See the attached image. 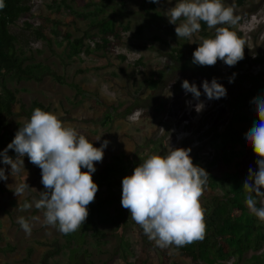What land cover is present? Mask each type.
<instances>
[{"label": "rangeland", "instance_id": "1", "mask_svg": "<svg viewBox=\"0 0 264 264\" xmlns=\"http://www.w3.org/2000/svg\"><path fill=\"white\" fill-rule=\"evenodd\" d=\"M127 2V8L133 12L121 16L115 14V10L108 6L101 12V8L95 4L82 6L71 0H65V3L72 9L64 7L62 13H57L58 5L62 4L61 0H30L33 15L29 20L38 23L40 16L51 13L53 19L59 18L62 28L74 36H89L95 33L96 27L90 25L93 17L107 16L114 18L117 24H130V29L124 33L125 44L117 49L119 54H124L127 58L122 61L114 55L97 50L90 55L71 57L66 38L51 34L52 40L48 42L28 37V32L23 30L24 21L21 19L18 25L12 26V30L23 33L29 40L26 49L29 62L52 66L64 76L66 82L60 83L51 76H46L38 82L27 78L19 80L13 74L9 75V86L19 90V116L11 121V129L17 132L30 119L27 112L36 100L50 105L49 112L55 113L67 126L76 130L79 127L96 129L103 142L109 141L107 146L115 154L127 153L129 158L139 162L152 155H167L172 148H191L193 163L206 169L219 157L225 133L229 134L230 129H235L239 131L238 136H242L250 130L254 122L259 121L252 104L253 95H250L243 105L235 106V103L244 92H257L258 86L264 85V80L259 77L264 75V61L257 58L264 44V0H248L240 7L236 5V0H223L224 5L231 8L237 18L236 23L230 26L237 30L238 38L244 41V58L234 66H228L223 61H217L214 66H204L209 69L210 74H215L218 82L227 89V95L219 99H208L204 93L203 81L212 80L206 73L198 71L192 74L202 93L199 100L182 88L185 75L180 73V67H177L178 64L169 53L172 52V47L179 46L186 57L191 55L194 53V45L201 40V32L193 36V42H189L177 37V25L174 24L171 30L176 37L169 36L166 30L172 23L169 22L167 11L175 6L177 0H159V3H153L152 0ZM152 4H155L154 8ZM70 18H74V21L67 22ZM144 43L152 47L138 46ZM138 60H143V64H138ZM159 68L164 69V77L154 89L146 81L151 78L153 71ZM108 75H113L114 80L106 78ZM71 84L80 85L86 92L79 93ZM164 94L168 96L167 107L164 116L157 119L141 117L140 110L123 117L121 111L117 115L114 114L115 119L108 126H103L101 122L105 116L92 106L95 99L102 97L110 102H122L123 105L132 104L135 98H143L139 105L151 107L159 98L162 99ZM176 98L184 102L181 111L176 107ZM227 98L231 101L230 105L225 101ZM189 101L191 103H188ZM199 102L204 103V108L197 112L195 105ZM243 117L245 119H242ZM28 165L38 169L29 158ZM136 167L135 164L133 170ZM33 197L39 198L34 194L18 197L10 203L9 213L0 214V264H75L76 259L71 261L70 258L71 249L75 245L82 251L77 259L82 263L92 261L94 264H123V254L128 255L131 250L129 256L133 255L136 245L133 227L125 225L118 228L112 222L100 225L108 232L101 242L97 241L90 230L78 244L73 240L69 247L65 234L58 231L57 227L42 226L38 223L30 235L26 234L17 223L19 216L39 215L41 220L43 219V213L35 208L26 212L20 210V205L25 199L31 200ZM254 198L257 199V207H260L264 197ZM201 204L204 212L211 207L209 200L201 199ZM121 206L115 204L107 210L110 215H115ZM261 223L256 220V225ZM59 248H62L60 252ZM252 255L264 259V244L259 250L250 246L242 256L239 253L232 254L218 262L255 264L250 261Z\"/></svg>", "mask_w": 264, "mask_h": 264}, {"label": "trees", "instance_id": "2", "mask_svg": "<svg viewBox=\"0 0 264 264\" xmlns=\"http://www.w3.org/2000/svg\"><path fill=\"white\" fill-rule=\"evenodd\" d=\"M61 1L63 5H58L57 13H62L64 7L72 9L68 3H65V0ZM71 1L82 6L95 4L101 8V12H104V8L108 6L115 10V14L121 16L133 12L132 9L127 8L128 0H119V2L115 0ZM247 1L236 0V5L243 6ZM3 2L5 7L0 9V153L14 139L16 132L11 129V121L19 116L17 111L19 90L16 87L9 86L8 76L13 74L19 80L27 78L38 82L46 76H51L60 83L66 82L64 76L52 66L44 65L41 62H29V56L26 55L29 40L25 38L23 33L14 32L12 30L13 25H18L19 21L23 19V30L28 32V37H35L43 41L50 42L52 40L51 34L66 38L69 43L71 57L81 54L90 55L97 50L114 55L122 61H125L127 57L124 54H119L117 49L125 44L124 33L130 29V24H117L116 20L111 17H93L90 25L96 27L97 31L89 36H74V34L62 28V22L59 18L53 19L51 13L40 16L38 23L29 20L33 15L30 0H3ZM64 3L66 6H64ZM118 4L119 6H117ZM154 7L155 4H152V8ZM69 21H74V18L67 20V22ZM173 27L174 24H170L166 30L169 36H175V33H172L171 30ZM230 27L237 34V30L232 26ZM214 35L215 30L209 31L206 23L202 22L201 39L213 37ZM200 42L201 40L196 42L193 48L194 51L199 47ZM181 43L179 42V44ZM138 46L140 48L152 47L146 43L138 44ZM169 56L178 64L177 67H180V73H183L184 78L189 82H196L192 78V74L198 71L206 73L210 79H218L215 74H210L209 69L192 63L193 53L186 57L179 46L172 47ZM257 58L264 61V44ZM137 63L143 64V60H138ZM163 71V68L153 71L151 78L146 81L147 84L154 89L157 88L163 80ZM259 77L264 80V75ZM106 78L114 80L113 75H108ZM71 85L77 88L79 93L86 92L80 85ZM250 95H253L254 98L264 96V85L258 86L257 92L250 93L246 91L241 94L237 98L235 106L243 105ZM141 99L143 98L139 100L135 98L132 104L123 105L122 102H110L100 97L93 101L92 106L96 107L98 112H102V116H105L101 122L103 126H108L115 119L114 114L117 115L121 111L123 117L138 110H140L141 117H147L148 119H157L164 116L167 107V95L164 94V97L159 98L155 105L151 107L140 106ZM225 101L228 105L231 104L229 98ZM183 103L181 99L175 100L178 111L184 108ZM37 107L45 111L51 110L50 105L34 100L27 112L29 118ZM242 119H245V117ZM91 121L94 120L91 119ZM77 131L84 134L93 142L94 146L100 147L103 144L101 135L93 127H79ZM228 133H225V138H222L223 142L219 157L212 161L209 164L210 166L206 167L209 176L201 199L209 200L211 207L205 212L206 234L202 241L183 247L172 245L162 248L157 246L154 241L149 240L143 229L131 219L130 212L127 209L121 206L118 208L117 214L110 215L107 208L115 204H121L123 178L131 175L135 164L138 166L147 158L141 159L139 162L133 161L127 153L115 154L107 146L104 149L102 162H96V171L92 174L94 181L98 184L95 200L88 206L89 215L84 225L76 232L65 234L67 247L70 246L73 240L78 244L86 232L90 230L93 231V236L97 241L101 242L108 232L100 225L112 222L118 228L125 225L132 226L135 231L136 245L133 255L129 256L131 250L128 255L123 254L121 260L123 264H223L218 261H222L232 254L239 253L242 256V253L248 250L250 246L255 250L262 248L264 244V232H262L264 222L256 225L257 218L249 212L245 202L248 193L243 190V183L248 176L249 168L258 170L257 155L247 142L244 143L246 133L238 136L239 131L235 129H230ZM8 155L15 158L16 153L14 150H9ZM0 168H4L8 175L7 180H0V214L10 212V203L18 198L13 191L18 183H28L30 187L34 188L30 194L37 197L39 192L44 190L41 183V169L39 167L34 169L31 165H28L27 156L24 157L25 171L17 177L11 175L10 165L2 163V156H0ZM83 170L87 171V169ZM61 250L62 248H59L58 252ZM81 252L78 245L73 246L70 256L71 261L76 259L75 264H94L92 261H89V263L79 262L77 259ZM250 261L255 264H264V259L257 255H252Z\"/></svg>", "mask_w": 264, "mask_h": 264}, {"label": "clouds", "instance_id": "3", "mask_svg": "<svg viewBox=\"0 0 264 264\" xmlns=\"http://www.w3.org/2000/svg\"><path fill=\"white\" fill-rule=\"evenodd\" d=\"M152 2L159 3V0ZM4 7L0 0V9ZM167 16L170 23L177 25V37L189 42L201 32L202 22L209 29H215L213 37L201 39L192 63L214 66L217 61H223L234 66L244 58V41L230 27L237 18L223 0H177L175 6L168 9ZM182 88L197 100L202 94L200 88L187 79ZM203 91L208 99L227 95V89L216 78L211 82L205 79ZM252 104L259 121L254 122L245 135L257 155L258 170L249 168L243 190L248 193L245 202L250 213L264 222V200L257 207L254 198L264 197V96H257ZM203 108V102L195 105L197 112ZM108 143L105 140L96 147L55 113L39 107L34 109L30 119L0 153L2 163L10 165L13 177L25 171V156L41 169L44 190L39 192V198L25 199L20 210L26 212L35 208L43 213V219L39 215L19 216L17 223L26 234L30 235L38 223L57 227L62 234L76 232L84 225L89 215L88 206L94 202L98 191L92 174L96 171V162H102ZM9 150H14L15 158L8 155ZM190 152L191 148H172L167 155H152L122 180V207L130 212L131 219L149 240L162 248L202 241L206 234L201 197L209 173L193 163ZM7 179L5 169L0 168V180ZM32 189L28 183H18L13 191L20 198L29 196Z\"/></svg>", "mask_w": 264, "mask_h": 264}]
</instances>
